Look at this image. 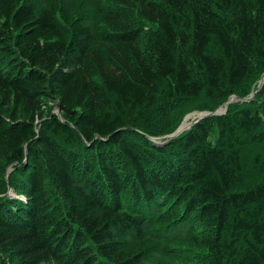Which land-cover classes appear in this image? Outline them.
Masks as SVG:
<instances>
[{
	"label": "trees",
	"instance_id": "trees-1",
	"mask_svg": "<svg viewBox=\"0 0 264 264\" xmlns=\"http://www.w3.org/2000/svg\"><path fill=\"white\" fill-rule=\"evenodd\" d=\"M263 73L264 0H0V264H264V81L154 139Z\"/></svg>",
	"mask_w": 264,
	"mask_h": 264
},
{
	"label": "rangeland",
	"instance_id": "rangeland-1",
	"mask_svg": "<svg viewBox=\"0 0 264 264\" xmlns=\"http://www.w3.org/2000/svg\"><path fill=\"white\" fill-rule=\"evenodd\" d=\"M263 75V74H262ZM261 75V76H262ZM259 82V81H258ZM258 85V84H257ZM261 85V84H260ZM228 98H230V100H234V99H238V98H236V96H235V94H232V95H230ZM227 98V99H228ZM54 102H56L55 100H52L51 102H50V104H52L53 105V107H52V110H54L55 108H57V105L56 104H54ZM56 111V113H59L60 114V111H59V109H56L55 110ZM204 113V111H200V109H191V110H189L187 113H185V115H184V117H183V119L181 120V124H182V122H183V124L184 123H187V122H191L192 120H194L195 118H197L199 115H201V114H203ZM187 117V118H186ZM180 124V125H181ZM11 165L9 164L7 167H6V171H5V175L7 174V172L11 169ZM182 248H183V251L187 254V255H190L191 254V252H193L194 251V249L190 246V245H183L182 246ZM190 261V262H189ZM197 261H199V259H186V260H184L182 263H184V264H191V263H195V262H197ZM185 262H188V263H185ZM202 262V261H201ZM205 262H206V259H205V261H204V263L203 264H205Z\"/></svg>",
	"mask_w": 264,
	"mask_h": 264
},
{
	"label": "water",
	"instance_id": "water-1",
	"mask_svg": "<svg viewBox=\"0 0 264 264\" xmlns=\"http://www.w3.org/2000/svg\"><path fill=\"white\" fill-rule=\"evenodd\" d=\"M264 81V74L262 75L261 79L259 80V84L257 85V87L255 88V90H253L249 96L246 97H241L242 100H248L250 98H252L254 96L255 91L259 88L260 84ZM230 101V98L226 99L221 105H219L216 109L211 110V111H205L204 114H202L201 116H199L196 120H198L199 118L209 115V114H216V113H222L225 111L226 105L227 103ZM222 108V109H221ZM221 109V110H220ZM195 120V121H196ZM189 126V125H188ZM188 126H184V127H180V125L176 128L175 131L165 134L162 136V138H164L165 141H167V139L174 137L176 134H178L181 130H183L184 128L188 127ZM161 138V137H160Z\"/></svg>",
	"mask_w": 264,
	"mask_h": 264
},
{
	"label": "bare ground",
	"instance_id": "bare-ground-1",
	"mask_svg": "<svg viewBox=\"0 0 264 264\" xmlns=\"http://www.w3.org/2000/svg\"><path fill=\"white\" fill-rule=\"evenodd\" d=\"M221 109H222V108H221ZM221 109H220V110H221ZM186 118H187V117H186ZM183 122H184V121H183ZM183 122H182V124L180 125V127L187 126V125L190 123V122H187V123H184V124H183Z\"/></svg>",
	"mask_w": 264,
	"mask_h": 264
}]
</instances>
